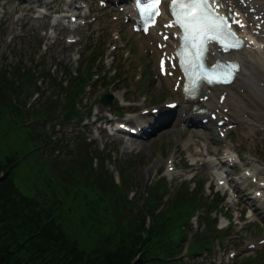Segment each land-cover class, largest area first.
Listing matches in <instances>:
<instances>
[{
	"label": "trees",
	"instance_id": "obj_1",
	"mask_svg": "<svg viewBox=\"0 0 264 264\" xmlns=\"http://www.w3.org/2000/svg\"><path fill=\"white\" fill-rule=\"evenodd\" d=\"M22 63L23 59L0 71V125L5 127L0 140L7 147L5 156L0 153V264H184L165 260L180 253L184 237L181 226L189 219L188 208L195 201L201 202L199 193L183 189L175 202L156 215L154 208L160 201L154 193L151 200L147 199V210L128 200V191L136 182L127 173L124 187L119 188L112 175L101 167L100 177L104 180L96 189L98 176L96 180L86 139L77 138L82 145L75 155H59L54 161L46 157L44 153L50 148L52 135L44 127L39 129V124L50 115L47 110L55 106L49 105L51 95L33 111L30 119H23L19 107L24 108L25 102L20 101L15 83L28 77L32 84L36 82L34 69H27ZM42 71L52 76L45 67ZM83 79L81 76L68 90L71 99L66 102V120L71 121L79 114L74 99L76 89L82 90ZM53 81L57 88H63L62 81L57 78ZM25 120L31 121L27 127ZM10 132L13 134L9 137ZM62 152L65 153L64 148ZM41 157L40 169L49 170L44 178L35 180L37 175L26 174L27 162L34 164L32 159ZM52 164L59 167L52 170ZM36 187H43L44 191L39 194ZM52 192L58 203L52 204ZM65 201L69 212L64 208ZM66 212L71 216L80 214L93 240L91 252L82 249L66 230V226L70 230L77 223L74 220L65 223ZM201 234L191 244L190 253L207 245Z\"/></svg>",
	"mask_w": 264,
	"mask_h": 264
},
{
	"label": "rangeland",
	"instance_id": "obj_2",
	"mask_svg": "<svg viewBox=\"0 0 264 264\" xmlns=\"http://www.w3.org/2000/svg\"><path fill=\"white\" fill-rule=\"evenodd\" d=\"M33 0H30L32 2ZM14 1H11L10 5V11L14 8ZM29 27V33L30 36L32 37H39L40 38V33L43 32L46 28H42L44 23L43 22H33V21H28L27 19H24L22 21H19L18 24H15L14 22H11V29L9 30L8 28L2 30L0 29V71H3L6 69V67L9 68L10 65H12L14 62H20L23 59V66H25L27 69L31 68L34 66L32 64L33 58L35 57L37 51L39 50V47L35 48V42L31 40H25V39H13V41L10 43L8 36L9 34H19L20 36L23 35V29L22 27L25 26V24ZM2 23V22H1ZM45 23L48 25V21L45 20ZM38 28L40 30H37ZM49 29V27H48ZM61 28H59L60 30ZM13 31V32H11ZM99 26L91 27L90 29L85 28L83 31V34H88L89 32L94 38L96 37V45H100V38H99ZM48 32V31H47ZM46 32V33H47ZM45 32H43L42 37L44 39V48H49L51 49V52L48 54L47 61L49 63V68H52L55 63L61 62V68L63 69V65L66 66L67 68H70L73 72H76V70L79 68V64L81 62V58L78 57L79 52L77 50V47L73 45H67L61 40L58 35L54 36L52 33L46 35ZM22 45L24 47H22ZM104 48V46H102ZM80 48V46H78ZM41 55V54H40ZM89 55V54H88ZM100 55V54H99ZM101 56V55H100ZM87 58V55H84L83 60ZM86 71V70H85ZM107 72L108 69L102 70L100 68H97L96 73L101 74V79L104 80V82H107L108 79L103 77V73ZM13 73L14 70L12 71ZM39 72V71H38ZM41 74V73H40ZM39 74H37L38 76ZM62 76V75H61ZM64 78H66L65 75H63ZM105 78V79H104ZM29 79H23L21 81H18L15 83V87L17 88L19 92V97L20 101H26V104L24 108H19V112L21 115L26 116L27 119L31 118L30 112H33L34 108L39 107L40 105L44 104V99L46 98V95L49 94L46 92V89H48L50 85L49 79L46 77L47 81H44L43 78L39 79L38 86L39 87H31L28 82ZM113 78L110 79L112 81ZM40 81L43 83L41 84ZM114 83L110 87H101L100 83H98L97 87H95V90L93 93L87 94V97L90 95L91 99L93 101L97 100L101 95L104 96L106 94H112V95H117L119 97L127 96L128 94V85L124 84L123 78H117ZM153 92L151 93L152 95H155L159 89H160V84H155V86L152 87ZM261 93L264 94V90H260ZM35 92H38L34 94ZM64 92H67L64 90ZM34 94V95H33ZM135 95V93H133ZM165 93H163L164 95ZM35 96H38L36 99ZM58 97H54V102L57 100ZM66 103V93L61 96V100L58 104H63ZM53 102H49V105H52ZM35 105V106H34ZM55 108L50 111V115L47 117L45 116L42 120H40L39 124V129L40 127H44L48 129L50 134L55 136L54 139L51 140L52 145L50 144V148L45 151V156H50L52 161L56 159L57 156L63 155V154H71L74 155L76 152V147L78 146L75 138L73 139L72 135L75 134H81V139L84 137H88V142L92 143V146L90 148V151L95 152L96 148H100L99 150L103 153L101 154V160L98 162L94 161V165H99L104 167V170H107L110 172L113 176V173L117 169L120 170H128V165H131V172L133 173V176L135 177V186L133 190L128 193L129 198L131 199L130 195H135V197L132 200H135L137 204L140 207H143L144 209H147L145 207V204L147 202L145 201V191L147 189L145 188V185L149 186H155L154 184L159 180V177H164L165 172V167L163 166L162 162L165 159L168 158H174L175 159V164L179 165L180 168H183L184 165L182 162H180V155L182 152L180 142L182 140H186L185 138V132L183 128H180L178 126H172L170 129H167L165 131H161L157 135H155L147 145L139 144L138 146H132V148L126 147V140H129L130 138H127L123 135H121V138L119 137H114V136H109V134L105 131L100 132L98 131L99 127L95 124H92L94 119H87L82 122L76 121L73 123H62L60 117L61 112L63 111V108L58 107V105L53 103ZM100 109V114L102 116H107V111L106 108L101 106H98ZM30 108L31 110L29 111ZM26 111H29L28 113ZM252 122L257 123L258 125L263 124V121L256 120L254 118H250ZM87 124V125H86ZM24 126L26 124L24 123ZM71 127L75 128V133H71ZM85 127V128H84ZM173 129V130H172ZM5 127L4 125H0V132L4 131ZM11 133H8L9 137L11 136ZM243 133V132H240ZM13 134V133H12ZM24 140L23 142H27V136L24 135ZM260 142L259 145L256 147L252 146V149L249 151L250 145L247 144L246 148H242L241 152L242 153H247L248 155H254L256 154L258 158H264V155L260 154L263 150L264 154V134L259 135ZM132 140V139H131ZM12 141V146L13 148V143ZM134 141V140H133ZM236 142H240V140L235 137ZM59 148H55V146ZM68 146L66 149L65 147ZM64 148L65 153H61L58 150ZM73 152V153H72ZM0 153L2 156H5L7 154V147L4 144V140H0ZM60 153V154H59ZM105 154L110 155V157L105 156ZM259 154V155H258ZM68 156V155H67ZM98 156V155H97ZM69 157H71L69 155ZM93 157H95V154H93ZM34 160V164L31 162L28 163L27 169H29V172L27 171L26 174H33L37 175L34 179L36 180L37 177H40L41 179L44 178V173L49 170V168H45L44 171L40 169L41 162L43 158L41 157L39 160L38 158L32 159ZM120 163V165H119ZM54 164H52V167H50L52 170L58 168L59 166L57 165L55 168L53 167ZM98 167V168H99ZM103 178V177H102ZM101 177L99 178V183H102L104 179ZM178 177L175 178V180ZM212 178H214L212 176ZM193 187V185H192ZM157 189V188H156ZM36 190L39 194H41L44 191L43 187H36ZM204 195L209 196V190L207 189H200ZM129 192V191H128ZM51 195V200L52 204L54 202H57V200L54 197V192L50 193ZM57 198H61L60 194H57ZM162 201L165 202V199L162 197ZM58 203V202H57ZM63 208V206L60 207V210ZM64 208L69 209L67 202L65 201L64 203ZM59 211V209H57ZM226 210V209H225ZM68 211V210H67ZM69 212V211H68ZM67 215V220L65 223L71 222L75 223L73 225V229H70L66 226V230L68 233L78 241L79 245L81 246L82 249L85 251L91 252L90 250L92 249L93 245L91 242V234L87 230L85 224L83 223L80 214L77 212L75 215L71 216L69 213H63V216ZM233 215L232 212L228 213L227 216ZM64 223V224H65ZM69 223V224H71ZM63 224V225H64ZM83 225V227H82ZM69 226V225H68ZM82 227V228H81ZM86 230L88 235L86 234ZM190 238L193 237V233L189 236ZM93 241V240H92ZM190 248V239L188 242H184L183 244V250H180V253H183L184 256L187 258L188 250ZM191 264L196 263L195 259H190ZM200 261V260H198ZM243 261V260H242ZM189 263V262H187ZM246 261H244L241 264H245ZM236 264V263H233Z\"/></svg>",
	"mask_w": 264,
	"mask_h": 264
},
{
	"label": "snow or ice",
	"instance_id": "obj_3",
	"mask_svg": "<svg viewBox=\"0 0 264 264\" xmlns=\"http://www.w3.org/2000/svg\"><path fill=\"white\" fill-rule=\"evenodd\" d=\"M159 3L160 0H153L149 8L143 9L146 20L150 18L154 23L155 15H159ZM171 8L175 17L174 25L180 27L184 33L182 39L185 42V47L178 55L183 58L182 66L186 71L188 66L203 69L202 60L207 52V45L213 41L221 44L225 51L241 45V42L231 31L228 19L218 16L208 0H173ZM234 22L240 24L239 21ZM166 26L172 27L173 24ZM240 26L243 27V24ZM189 48L192 50L191 52H189ZM217 68L224 69L223 73H207L205 78L209 82H230L231 75L238 66L218 64Z\"/></svg>",
	"mask_w": 264,
	"mask_h": 264
},
{
	"label": "bare ground",
	"instance_id": "obj_4",
	"mask_svg": "<svg viewBox=\"0 0 264 264\" xmlns=\"http://www.w3.org/2000/svg\"><path fill=\"white\" fill-rule=\"evenodd\" d=\"M251 59L254 60H259V64L260 67L264 69V61L263 59L258 55V56H254V54L250 55ZM247 76V80L245 83L246 88L249 89V93L247 95H245L244 97H237L236 99H234V102L236 104H232L230 105L232 107V111H231V115L235 116L240 124H247L248 122H246L247 119V114L249 115V117H254L257 120L263 121L264 122V94L261 93V91L259 90V85H255V80H256V76H254V72L250 71L249 73L246 74ZM261 78H264V76H261ZM253 86V88H252ZM264 90V89H262ZM249 95V96H248ZM247 96V97H246ZM244 98L247 99V102L245 104H242L244 101ZM143 118V117H142ZM178 121H180V117L178 116ZM183 122V121H181ZM175 126V125H174ZM224 128H226V125H224ZM173 130V129H172ZM100 132H103L102 129H100ZM114 135H118V131H116L114 133ZM183 143H186V148L189 150V145L191 143L196 144V139L195 136H192L191 138H189L187 141H184ZM126 147L128 148H132V146H138L139 142H133L131 140H126ZM147 145V143H146ZM231 148H233L230 144H227L226 146V153H225V157L226 158H232V160L236 161L237 159L235 157H233V151L231 150ZM208 147H207V152H208ZM171 159V158H169ZM174 159V158H172ZM195 160V159H192ZM216 160H212V161H208L207 163H205L206 167L210 170H212V174L213 177L214 176H219L220 172H221V168L218 169L217 167H215L214 165L216 164ZM236 163H234V165H236ZM173 166V164L169 165ZM218 170L220 172H216L215 171ZM224 180V179H221Z\"/></svg>",
	"mask_w": 264,
	"mask_h": 264
}]
</instances>
